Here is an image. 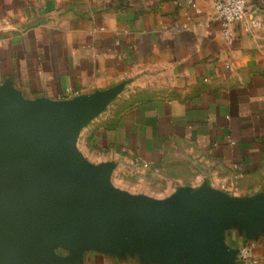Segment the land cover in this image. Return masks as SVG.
Listing matches in <instances>:
<instances>
[{
  "label": "crops",
  "instance_id": "obj_1",
  "mask_svg": "<svg viewBox=\"0 0 264 264\" xmlns=\"http://www.w3.org/2000/svg\"><path fill=\"white\" fill-rule=\"evenodd\" d=\"M215 1L0 0V84L54 102L113 91L79 130L80 159L110 164L112 187L131 195L205 188L229 215L188 206L192 219L237 251L235 264H264V0H247L230 40ZM146 172L178 188L114 183ZM54 252L68 264H215L161 213L138 235Z\"/></svg>",
  "mask_w": 264,
  "mask_h": 264
},
{
  "label": "water",
  "instance_id": "obj_2",
  "mask_svg": "<svg viewBox=\"0 0 264 264\" xmlns=\"http://www.w3.org/2000/svg\"><path fill=\"white\" fill-rule=\"evenodd\" d=\"M113 91L54 102L28 100L10 81L0 84V264H68L54 248L94 237L138 235L155 214H168L179 235L198 242L215 264H235L187 207L217 211L205 188L178 189L165 199L112 187L110 164L92 167L76 151L81 127ZM92 236V237H91Z\"/></svg>",
  "mask_w": 264,
  "mask_h": 264
},
{
  "label": "rangeland",
  "instance_id": "obj_3",
  "mask_svg": "<svg viewBox=\"0 0 264 264\" xmlns=\"http://www.w3.org/2000/svg\"><path fill=\"white\" fill-rule=\"evenodd\" d=\"M79 148L83 151L86 152L85 145L83 142L79 144ZM90 156H99L101 152L97 151V149L92 148V146L88 147ZM142 170V169H141ZM187 170L184 169L183 173L184 175H189L186 173ZM146 180L143 182L138 181V179L134 178L131 174H125L124 178L126 179L128 183H123L119 181L118 179L114 180L115 184H118L119 186H128L129 190H134V191H147L150 194H161V192H164L166 189H173L176 190L178 188V183L174 182L173 184L171 182H165L163 180L162 175H155L150 172H146ZM172 187V188H171Z\"/></svg>",
  "mask_w": 264,
  "mask_h": 264
},
{
  "label": "built area",
  "instance_id": "obj_4",
  "mask_svg": "<svg viewBox=\"0 0 264 264\" xmlns=\"http://www.w3.org/2000/svg\"><path fill=\"white\" fill-rule=\"evenodd\" d=\"M192 1V0H190ZM247 0H216L214 15L220 19L224 35L230 40V28L240 21L247 12ZM243 256L249 255V250L241 251Z\"/></svg>",
  "mask_w": 264,
  "mask_h": 264
}]
</instances>
